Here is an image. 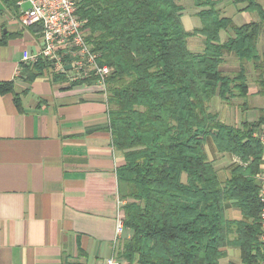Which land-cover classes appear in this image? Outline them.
<instances>
[{
	"label": "trees",
	"instance_id": "obj_1",
	"mask_svg": "<svg viewBox=\"0 0 264 264\" xmlns=\"http://www.w3.org/2000/svg\"><path fill=\"white\" fill-rule=\"evenodd\" d=\"M76 1L88 43L111 68L110 130L124 156L117 170L119 198L125 202L124 228L132 233L122 255L130 264H223L227 249L235 247L240 263L228 264H262L258 176L264 146L255 135L264 127V109L257 121L236 127L221 123L210 103L247 96L249 62L261 72L264 95L263 5L231 0L258 16L236 26L221 15L220 0H194L202 26L188 33L177 0ZM227 30L233 33L222 42ZM191 36L204 38L202 52L190 50ZM226 55L241 63L234 75L221 70ZM46 67L41 60L28 66L30 78ZM11 90V84H0V93ZM209 136L220 152L241 162L225 183L206 152ZM228 201L243 219L227 217Z\"/></svg>",
	"mask_w": 264,
	"mask_h": 264
},
{
	"label": "crops",
	"instance_id": "obj_2",
	"mask_svg": "<svg viewBox=\"0 0 264 264\" xmlns=\"http://www.w3.org/2000/svg\"><path fill=\"white\" fill-rule=\"evenodd\" d=\"M22 1L0 0V84L12 86L0 93V264H108L109 259L130 264L122 246L132 233H116L117 170L124 156L113 145L107 95L97 82L54 79L59 75L47 64L41 75L30 78L27 67L33 64H24V55L38 54L43 40L38 25L25 24L29 4ZM258 1L264 8V0ZM177 2L185 9V30L200 28L194 0ZM241 7L231 0L218 5L221 15L236 26L258 19ZM232 33L222 31L221 41ZM188 40L201 45L193 52L204 50L202 36ZM259 51L264 61V32ZM240 65L234 55H226L221 70L234 75ZM246 69V97L229 102L215 97L210 103L223 124L241 127L244 121H257L264 109L261 72L252 62ZM205 147L220 181L227 182L241 164L239 158L220 152L211 136ZM225 208L229 219H243L233 202H226ZM232 250L240 254L233 247L223 264L236 263L230 259Z\"/></svg>",
	"mask_w": 264,
	"mask_h": 264
},
{
	"label": "built area",
	"instance_id": "obj_3",
	"mask_svg": "<svg viewBox=\"0 0 264 264\" xmlns=\"http://www.w3.org/2000/svg\"><path fill=\"white\" fill-rule=\"evenodd\" d=\"M29 4L24 17L28 26L40 25L43 46L36 55L25 53L24 64L44 61L55 75H62L70 83L97 82L108 98V80L111 68L99 61V54L93 51L87 41V31L78 17L76 0H23ZM22 1V2H23ZM20 2V3H22ZM264 145V133H256ZM264 159V157H263ZM261 244L264 249V164L260 173ZM119 215L117 237L124 231L123 201L118 198ZM108 264H120L109 259ZM264 264V260L262 262Z\"/></svg>",
	"mask_w": 264,
	"mask_h": 264
},
{
	"label": "rangeland",
	"instance_id": "obj_4",
	"mask_svg": "<svg viewBox=\"0 0 264 264\" xmlns=\"http://www.w3.org/2000/svg\"><path fill=\"white\" fill-rule=\"evenodd\" d=\"M192 40H188V46L190 48V50L192 51H199L200 48H201V45H193ZM59 76H62V75H59ZM64 78V77H63ZM108 96H109V91H108ZM262 132V131H261ZM263 144V143H262ZM264 146V145H263ZM264 157V155H263ZM263 164H264V159H263ZM123 201V200H122ZM123 203L125 204V202L123 201ZM230 249H233V247H230L227 249V251H229ZM233 261H235L236 263H239V260H240V254L237 252V254H235V252L232 250L231 252V256H230ZM227 260L226 259H223L222 260V263H225Z\"/></svg>",
	"mask_w": 264,
	"mask_h": 264
}]
</instances>
